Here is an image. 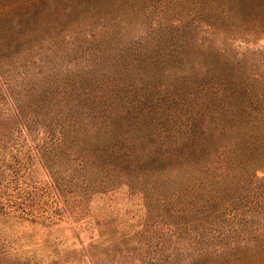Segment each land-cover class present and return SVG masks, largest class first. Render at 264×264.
<instances>
[{
	"label": "trees",
	"instance_id": "16d2710c",
	"mask_svg": "<svg viewBox=\"0 0 264 264\" xmlns=\"http://www.w3.org/2000/svg\"><path fill=\"white\" fill-rule=\"evenodd\" d=\"M141 1L0 0V221L53 224L70 197L122 186L146 219L165 175L179 220L161 212L155 236L142 222L93 262L264 264V57L233 44L264 34V0H179L178 28L135 37ZM46 38L52 58L10 57Z\"/></svg>",
	"mask_w": 264,
	"mask_h": 264
},
{
	"label": "rangeland",
	"instance_id": "374dc122",
	"mask_svg": "<svg viewBox=\"0 0 264 264\" xmlns=\"http://www.w3.org/2000/svg\"><path fill=\"white\" fill-rule=\"evenodd\" d=\"M144 2V3H143ZM139 2L143 5L141 11L135 12L131 19L123 21L128 33L132 36H140L147 30L160 28L159 33L166 36L175 28L179 27V18L187 17L179 13V0H144ZM188 18V17H187ZM249 34V33H247ZM237 32L233 35V44L238 45L240 51L246 48L258 49L257 55L264 57V34L254 32L253 35ZM255 37V38H254ZM28 38L27 32L22 34V39ZM247 38H253L248 41ZM52 40L46 38L29 49H24L18 54H10L18 62H23L28 54L36 56L53 57L51 51ZM37 43V42H31ZM50 47V49H48ZM254 55L251 53V56ZM63 59L62 57L60 58ZM7 61V60H6ZM0 64L3 70L9 68L2 57ZM16 65V64H15ZM262 66V65H261ZM5 83L0 81V89ZM42 172L34 170V178L37 179ZM261 173V172H259ZM162 181L163 192L166 193V200L159 202L155 194L148 200L150 212L145 219V202L143 196L136 192L131 193L126 186L118 190L104 193V195L84 196L80 202L70 197L68 200V211H57L60 220L53 224H34L28 221L9 220L0 221V264H96L98 256L103 257L101 249L117 241L119 235L134 232L141 228V223L147 224L148 233L155 236L158 233V220L161 212H164L168 220H179V195L174 192L177 188L174 183L177 181L159 177ZM82 209H76V204ZM160 206V207H159ZM169 208L168 212L165 209ZM81 211L79 215H72V211ZM101 243L100 250H93L90 243ZM88 247V251L82 249ZM94 253L95 255H90ZM100 257V258H101ZM92 258V259H91ZM105 260V259H104Z\"/></svg>",
	"mask_w": 264,
	"mask_h": 264
}]
</instances>
